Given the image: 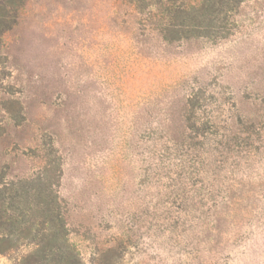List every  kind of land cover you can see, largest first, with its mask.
I'll return each mask as SVG.
<instances>
[{"label":"rangeland","instance_id":"obj_1","mask_svg":"<svg viewBox=\"0 0 264 264\" xmlns=\"http://www.w3.org/2000/svg\"><path fill=\"white\" fill-rule=\"evenodd\" d=\"M0 1V169L86 264H264V0Z\"/></svg>","mask_w":264,"mask_h":264},{"label":"trees","instance_id":"obj_2","mask_svg":"<svg viewBox=\"0 0 264 264\" xmlns=\"http://www.w3.org/2000/svg\"><path fill=\"white\" fill-rule=\"evenodd\" d=\"M190 9L175 11L181 21L170 28L177 34L200 32L205 20H215L195 7ZM14 17L6 2L0 1V38ZM65 209L51 181L42 182L39 176L8 182L0 169V253L28 245L31 249L15 264H86L69 239Z\"/></svg>","mask_w":264,"mask_h":264}]
</instances>
